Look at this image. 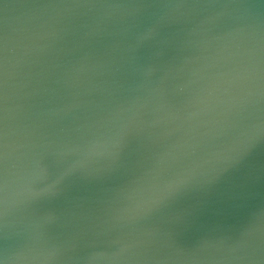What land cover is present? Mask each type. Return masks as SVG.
<instances>
[{"label":"water","instance_id":"water-1","mask_svg":"<svg viewBox=\"0 0 264 264\" xmlns=\"http://www.w3.org/2000/svg\"><path fill=\"white\" fill-rule=\"evenodd\" d=\"M2 264H264V0H0Z\"/></svg>","mask_w":264,"mask_h":264},{"label":"snow or ice","instance_id":"snow-or-ice-1","mask_svg":"<svg viewBox=\"0 0 264 264\" xmlns=\"http://www.w3.org/2000/svg\"><path fill=\"white\" fill-rule=\"evenodd\" d=\"M0 264H2V262H0Z\"/></svg>","mask_w":264,"mask_h":264}]
</instances>
